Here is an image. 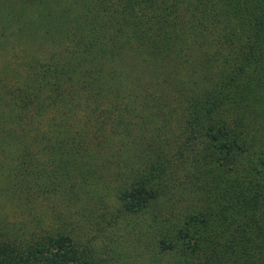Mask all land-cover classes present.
<instances>
[{"label":"trees","instance_id":"obj_1","mask_svg":"<svg viewBox=\"0 0 264 264\" xmlns=\"http://www.w3.org/2000/svg\"><path fill=\"white\" fill-rule=\"evenodd\" d=\"M0 264H264V0H0Z\"/></svg>","mask_w":264,"mask_h":264}]
</instances>
